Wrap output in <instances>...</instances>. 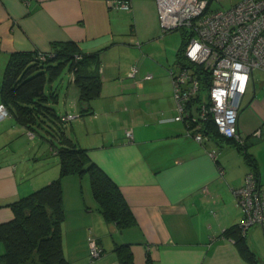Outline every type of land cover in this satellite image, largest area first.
<instances>
[{
	"label": "crops",
	"instance_id": "obj_1",
	"mask_svg": "<svg viewBox=\"0 0 264 264\" xmlns=\"http://www.w3.org/2000/svg\"><path fill=\"white\" fill-rule=\"evenodd\" d=\"M109 1L125 0H0V81L13 53L50 52L53 44L74 42L82 54L97 56L89 72L100 77L101 92L86 114L69 73L47 92L57 96L59 116H73L65 136L117 185L135 223L119 230L107 222L86 175L62 177L67 264H121L117 247L131 253L133 264L147 258L152 264H250L223 235L242 220L233 190L243 185L249 166L234 140L198 142L184 122L174 120L170 62L154 0H127L129 10L111 8ZM238 133L264 183V71L253 72L241 99ZM26 139L28 130L14 117L0 122V224L13 219L10 203L59 177L51 150L55 157L42 159L38 175L27 174L34 148ZM40 157L33 154L35 165ZM262 236L253 226L246 241L264 262ZM89 238L102 250L100 257L90 258Z\"/></svg>",
	"mask_w": 264,
	"mask_h": 264
},
{
	"label": "trees",
	"instance_id": "obj_2",
	"mask_svg": "<svg viewBox=\"0 0 264 264\" xmlns=\"http://www.w3.org/2000/svg\"><path fill=\"white\" fill-rule=\"evenodd\" d=\"M188 39L186 32H182V43L175 61L180 66H187L183 50ZM93 64H97V56L82 54L74 42L53 44L50 52L13 53L9 57L0 81L1 104L17 124L28 130V134L33 137L38 135L50 146L59 160V177L9 204L13 219L0 224V242L4 245L0 264H67L61 242L64 220L61 178L64 176L86 175L99 212L119 230L132 227L135 223L117 185L89 159L86 150L76 147L65 136V123L61 119L67 114H57L54 108L57 96L47 92V86L67 71L70 82L78 91L81 114H86L88 109L83 111L82 106H88L101 92L100 77L89 72ZM198 70L201 71L198 72L201 89L206 90L209 86L208 74L201 67ZM198 100L199 96L193 103ZM39 131L57 144L41 136ZM201 132L207 137L224 138L212 121L204 123ZM235 145L249 166V172L258 177L255 160L245 143ZM223 235L235 242L250 264H264L250 249L246 233L241 232L239 225L226 230ZM116 251L121 264H133L131 253L124 247H117ZM146 264H152L150 258H147Z\"/></svg>",
	"mask_w": 264,
	"mask_h": 264
},
{
	"label": "built area",
	"instance_id": "obj_3",
	"mask_svg": "<svg viewBox=\"0 0 264 264\" xmlns=\"http://www.w3.org/2000/svg\"><path fill=\"white\" fill-rule=\"evenodd\" d=\"M154 2L162 34L183 30L189 36L183 50L187 66L175 64L169 70L178 111L174 120L184 122L188 134L198 142L207 138L201 132L202 125L212 121L221 136L244 145L238 133V115L253 72L264 71V0H242L227 9L213 11L208 0ZM109 6L130 9L127 0L109 1ZM198 67L208 74L206 90L201 89ZM136 72L132 67L129 75L133 77ZM144 79H151V74ZM198 96L199 100L193 103ZM9 116L8 109L0 104V122ZM72 118L66 115L61 122L67 123ZM253 135L258 136L259 132ZM125 136L131 140L132 132L126 131ZM233 195L242 213L241 232L247 233L253 226L264 231V183L260 178L248 172ZM88 251L91 259L102 254L91 238Z\"/></svg>",
	"mask_w": 264,
	"mask_h": 264
},
{
	"label": "rangeland",
	"instance_id": "obj_4",
	"mask_svg": "<svg viewBox=\"0 0 264 264\" xmlns=\"http://www.w3.org/2000/svg\"><path fill=\"white\" fill-rule=\"evenodd\" d=\"M242 0H211L210 2V10H220V9H227L229 7H231L233 4L240 2ZM182 32H184L183 30H177V31H173V32H169V33H165V58L167 61L170 62V69L175 68L174 67V60H175V54L177 52V50L179 49V47L181 46L182 43ZM169 69V70H170ZM67 75V72L64 71L62 73V77H65ZM58 106H60V104H55L54 108L57 112V114L59 115V109ZM68 123L65 125V129L67 130L70 126V124L68 125ZM68 131V130H67ZM41 136H46V134L42 131H39ZM47 139H51L49 136H46ZM54 141V140H53ZM55 142V141H54ZM55 144H57L55 142ZM26 145H30L34 148V150L32 151V153L30 154L29 157H33V154L36 152H40L42 153V158L40 157V161H38L37 165L35 161H32L31 158H29V160L26 161V166H27V174L32 177L34 175H38V173L40 172V170L42 168H40V165L42 164V159L44 160H49L55 156L52 155V153L50 152L49 149V145L42 140V138H40L38 135H36L35 137L31 138V139H26ZM41 155V154H40ZM58 158V157H57ZM43 160V161H44ZM59 162V160H58ZM46 164V162H45ZM49 166H51V163H48V165H45L46 168H48ZM44 168V165L42 166ZM262 242H264V236H262Z\"/></svg>",
	"mask_w": 264,
	"mask_h": 264
},
{
	"label": "water",
	"instance_id": "obj_5",
	"mask_svg": "<svg viewBox=\"0 0 264 264\" xmlns=\"http://www.w3.org/2000/svg\"><path fill=\"white\" fill-rule=\"evenodd\" d=\"M88 109V106H82V110L86 111Z\"/></svg>",
	"mask_w": 264,
	"mask_h": 264
}]
</instances>
